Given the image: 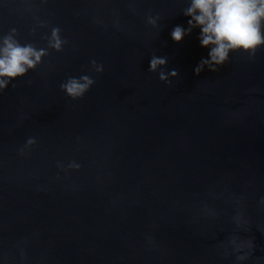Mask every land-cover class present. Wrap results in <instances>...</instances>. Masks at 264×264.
Listing matches in <instances>:
<instances>
[{
  "label": "water",
  "instance_id": "water-1",
  "mask_svg": "<svg viewBox=\"0 0 264 264\" xmlns=\"http://www.w3.org/2000/svg\"><path fill=\"white\" fill-rule=\"evenodd\" d=\"M189 4L0 0V35L68 41L0 94V264H264V46L196 75Z\"/></svg>",
  "mask_w": 264,
  "mask_h": 264
},
{
  "label": "clouds",
  "instance_id": "clouds-1",
  "mask_svg": "<svg viewBox=\"0 0 264 264\" xmlns=\"http://www.w3.org/2000/svg\"><path fill=\"white\" fill-rule=\"evenodd\" d=\"M183 14L190 17L188 28L176 26L171 32L173 41L181 42L185 35L199 28L201 46L210 49L209 58L202 59L194 69L196 75L205 67L212 72L218 71L229 61L230 53H245L251 58L264 46V0H190ZM159 19V16H148L147 22L156 27ZM45 26L40 24V27ZM17 36L15 28L10 29L6 35H0V94L14 79L23 77L29 70H36L42 63V58L49 55V49L62 52L64 45L68 43L61 37L58 27H52L50 35L41 37L47 42L44 48H37L30 42L21 44ZM90 63L96 73L104 71L103 65L94 59ZM166 65L167 57L152 55L149 72H159L162 82L171 83L169 76L175 78L178 73L171 70L166 74L163 70ZM94 83L89 75H82L79 78L69 77L61 83L60 88L69 98L77 100L82 98ZM12 87L15 88V85ZM34 143L33 139L27 142L29 146ZM70 167L77 168L78 165L72 164Z\"/></svg>",
  "mask_w": 264,
  "mask_h": 264
}]
</instances>
